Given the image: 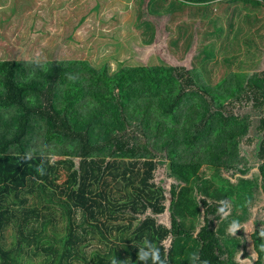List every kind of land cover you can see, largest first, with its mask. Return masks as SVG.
<instances>
[{"label": "trees", "instance_id": "16d2710c", "mask_svg": "<svg viewBox=\"0 0 264 264\" xmlns=\"http://www.w3.org/2000/svg\"><path fill=\"white\" fill-rule=\"evenodd\" d=\"M211 1L134 0L136 27H153L143 12L168 14L177 27L183 6ZM218 21L208 17L204 35L231 36L223 62L256 53L249 23L231 33ZM186 24L185 49L199 37ZM199 52L197 65L161 60L113 72L86 59L0 60V264H26L33 253L40 264H140L145 239L166 264H235L245 240L237 230L228 246L224 231L253 207L261 214L248 235L252 264H264V68L238 61L211 83V49ZM95 233L101 245L84 250Z\"/></svg>", "mask_w": 264, "mask_h": 264}, {"label": "rangeland", "instance_id": "374dc122", "mask_svg": "<svg viewBox=\"0 0 264 264\" xmlns=\"http://www.w3.org/2000/svg\"><path fill=\"white\" fill-rule=\"evenodd\" d=\"M122 1L112 0L107 5L106 0H0V57L16 60L86 59L96 66L107 62L109 72L115 71L125 63L157 64L155 57L158 55L162 56L165 62L191 66L198 64L196 54L202 56L199 50L202 49L206 39L214 41V53L218 56L207 61V67L210 68L211 73V75L207 73V76L211 78V83L228 71L229 68H226L225 63L222 61L217 63L221 55H226L230 48L234 49L233 43L227 40L229 37L223 35L224 31L219 33V36L216 34L205 36L204 30L209 27L208 23L196 21L195 25L198 28L195 31L199 37H194L193 43L185 49V37L189 31L186 23L192 28L193 23L186 22L185 26L181 22L178 27L182 29H178V32L171 31L168 26V31H165L163 30L164 19L155 15L147 16L143 12L140 19L143 17L151 21L153 27L147 29L142 25L137 28L134 0H124V4L121 3ZM209 7L211 10V4ZM229 7L226 9V6H219L214 13L223 30H226L227 24L230 23L231 33L243 27L245 18L251 17L253 12L264 15L263 5H258L253 12L248 5L234 4L231 8ZM230 15L231 18L228 19ZM165 23L168 25L167 21ZM172 27H175V24ZM149 33H153L152 41H156L143 44L141 39L146 38L150 35ZM173 39H177V43H174ZM240 56V58H247L246 54L240 53ZM260 56L258 64L261 69L264 68V54ZM233 64L230 68H233ZM211 173V171H205L208 177ZM156 174L164 176L167 184L173 181L161 168L156 171ZM65 178V173L61 170L56 182L61 183ZM108 188L114 193L113 181L109 183ZM115 193L117 195L116 191ZM260 214L259 208L253 207L248 211L249 218L242 225L237 223L239 225L237 230L245 241L244 248L239 246L240 241L236 245L233 252L235 264H247L248 261L252 264L254 252L248 235L253 228L251 220L258 218ZM202 221L203 213L201 212L197 225ZM55 225L58 233H61L62 221H57ZM114 230L113 228L112 232ZM230 234L224 231L223 235V241L228 246H231V241L228 239L231 237ZM107 235L109 236L110 233L108 232ZM11 236L12 232L10 228H7L4 232V240L7 244L12 239ZM87 240L88 244L83 247L84 250L101 245L96 233L87 237ZM41 258L40 254L33 253L26 254L23 259L26 264H40ZM77 263L80 264V262Z\"/></svg>", "mask_w": 264, "mask_h": 264}, {"label": "crops", "instance_id": "0c3cea01", "mask_svg": "<svg viewBox=\"0 0 264 264\" xmlns=\"http://www.w3.org/2000/svg\"><path fill=\"white\" fill-rule=\"evenodd\" d=\"M106 1H107V5H108L112 0H106ZM124 2L125 1L123 0L121 3L124 4ZM209 4H211L212 12L210 10ZM234 4L245 5V6L248 5V7L251 8L252 12L254 9H256V7H252V4L247 0H232V1H230V0H212L211 2H208V6H205L204 8H203V3L195 4L197 6H191L192 4L190 6L189 5L183 6V10L179 14H177V16H176V21L178 23H181L182 21H184L183 23H185V22L193 23L194 24L193 28L197 29L198 27L195 25L196 21L200 20V21H206L207 22V18L210 16H214L218 21V18L215 15L214 11H217V8L219 6H226V9H227L228 6H230L229 8H231V5H234ZM190 10H192L191 13H190ZM223 10L225 11V9H223ZM181 13H183V15ZM252 15L254 16V19H251V17H249L248 20H246V23L244 24V26L247 23H249L247 30L250 32V34L251 33L254 34L253 41L256 42L257 44H259L258 48H256L257 51L252 56H250L251 54L248 55V57L246 59L240 58L241 57L240 54H237L236 57L229 58L226 62L222 61V57L224 55H221L220 58H218L217 63H220L221 61H222V63H225L226 68H229L228 71H235L238 61H241L240 64H242V67H244V68L245 67H247L249 69L260 68V65L258 64L259 59L261 57L260 55L264 54V15H261L258 12H256V13L253 12ZM155 16L158 18L164 19L163 30L168 31V28H167L168 25H166L165 21H167V24H168V20H169L170 15L161 13V14H156ZM212 24H214V23H212ZM217 25H219L221 27V25L218 22H217ZM169 27L173 30V32H175V31L178 32V29H182V27H178V26L172 27V25H169ZM193 28H192V30H193ZM209 28L212 29L210 22H209ZM212 34H214V33L212 32ZM219 35L220 34L216 32V36H219ZM230 37L227 39L228 41L231 39ZM176 38H178V37H176ZM155 41L156 40H153L149 43H153ZM172 41L174 43L175 42L177 43L178 40H175V41L172 40ZM213 42L214 41H212V40L207 41L206 39H204V45L209 46V48L211 49V54H212L211 57H209L208 61H211L210 59H214V58L218 57L216 55V53H214ZM149 43L143 41V44H149ZM165 44H167V42H165ZM229 54H230V51H228L226 53V55H229ZM155 58L157 59L158 62L163 59V57L159 56V55ZM0 60H16V59L7 58V57H0ZM214 62H216V61H214ZM234 62H235V64H233ZM232 64H233V68H230V66H232Z\"/></svg>", "mask_w": 264, "mask_h": 264}, {"label": "clouds", "instance_id": "9594fccd", "mask_svg": "<svg viewBox=\"0 0 264 264\" xmlns=\"http://www.w3.org/2000/svg\"><path fill=\"white\" fill-rule=\"evenodd\" d=\"M26 159H30V155L25 157ZM37 171L43 175L44 169L43 167H38ZM239 228V225L237 223H233L229 229L231 234H235L237 229ZM261 236H264V232L260 233ZM262 251H264V247L261 248ZM256 255L253 254L252 259H256ZM137 259L140 262V264H148V261H151V264H166V261L161 259L159 248H157L151 241L144 240L142 242V246L138 249L137 252ZM113 264H116L114 261ZM247 264H251V261H248Z\"/></svg>", "mask_w": 264, "mask_h": 264}]
</instances>
